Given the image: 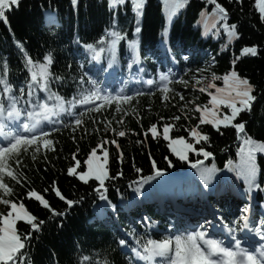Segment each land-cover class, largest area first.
Segmentation results:
<instances>
[{"label":"trees","instance_id":"1","mask_svg":"<svg viewBox=\"0 0 264 264\" xmlns=\"http://www.w3.org/2000/svg\"><path fill=\"white\" fill-rule=\"evenodd\" d=\"M216 3L228 14L217 21L215 11L218 9L208 0H184L176 12L171 10L173 14L169 17L163 0H143L139 11L132 0L115 6L110 0H21L18 8L6 12L7 24L0 20V77L7 79L10 85L25 84L28 79L25 62L29 58L39 65L46 63L45 58L52 53L50 72L63 77L54 83L60 84L67 100L71 99L75 90L68 84V78L81 73L80 63L87 68L92 63L89 53L83 50L79 53L77 39L88 43L106 38L116 40L118 44V52L112 54L111 59L109 54V63L118 64L120 69L117 82L125 89V94L133 96L131 102L120 103V111L115 102L98 104V110L97 105L77 108V113L85 112L81 125L76 126L68 117L64 124H70V127L57 125L58 131L54 132L50 127L44 129L50 132L54 151L41 145L35 158L34 150L30 148L22 152L19 164L15 160L9 161L16 178H5L12 193L4 194L0 189V198L23 203L26 211L43 221L37 230L26 221L16 222L15 229L21 239L30 238L15 264H103L104 261L128 264L117 238L135 244L144 236L168 237L164 228L176 217L160 212L156 195L140 206L139 200L147 193L148 184L141 195L136 191L133 193L134 182L141 176L153 174L152 161L155 160L156 166L165 173L178 175L174 191L181 192L184 197L180 201L182 206L186 204V194L201 198L203 185L197 169L171 153L168 141L162 136L165 123L173 125L169 133L171 138L184 137L197 149L203 146L213 153L211 158L189 153V159L193 162L199 159L204 167L216 170L209 189L214 207L220 213L218 217L230 222L233 215H239V209L249 205L242 187L248 188L246 173L253 165L255 180L260 185L259 189L253 188V192L257 201L264 202V152L257 151L253 161L240 152L245 147L244 138L264 144V14L259 10V0H216ZM225 24L235 27L225 28ZM137 28L141 31L136 32ZM113 33H118L119 37ZM252 47L257 49L255 55L243 54L245 48ZM138 54L141 55L139 60ZM172 54L179 65L174 64ZM183 55L189 59L182 60ZM127 63L132 67L129 72H124ZM168 69H172L174 75L165 100V93L161 91L163 85L147 87L144 81L150 78L158 81V72ZM233 70L254 86L253 95L257 99L232 125H221L217 130L211 124H201L200 129L209 140L196 143L188 132L190 127L199 124L201 113L196 107H211L210 96L197 86L210 79L219 88H224L222 78ZM213 76L220 79L213 80ZM193 83L197 86L193 87ZM2 86L0 84V89ZM137 91L142 94L135 95ZM89 108L92 110H87ZM230 112L223 105L219 115L222 118ZM238 123L245 124L244 132L233 126ZM152 124H157L160 133L155 139L151 134L144 136ZM123 132H126L125 137L117 135ZM112 140L120 147L113 145ZM92 149H97L101 158L104 149L109 152V158L105 153L102 169L105 175L107 164L110 176L105 181L107 191L104 195L107 196L104 200L100 199L103 188L100 192L94 191L99 187L94 178L84 183L75 175V168L71 169L74 175L68 173L70 167L76 166V161H79L77 172L87 171L86 161L95 156H89ZM168 160L172 161L171 166ZM137 168L142 171L137 173ZM187 171L194 175L190 183L183 176ZM57 187L60 191L55 193ZM30 192L42 204L47 205L48 201L51 209L61 215H54L35 198H29ZM156 192L165 195L162 186H157ZM61 194L65 200L58 197ZM67 199L77 203L69 206ZM198 200L199 209L209 214V209L201 199ZM167 206L171 208L173 204L168 202ZM10 211V205L0 203V213ZM18 215L22 213L18 212ZM2 220L0 216V228L3 227ZM84 257H89L91 262L85 261Z\"/></svg>","mask_w":264,"mask_h":264},{"label":"snow or ice","instance_id":"2","mask_svg":"<svg viewBox=\"0 0 264 264\" xmlns=\"http://www.w3.org/2000/svg\"><path fill=\"white\" fill-rule=\"evenodd\" d=\"M20 2L21 0H0V20H3L7 24L6 12L11 11L14 7L18 8ZM120 2L123 3L124 0H120ZM132 2L138 9L143 3V0H132ZM208 2L216 5L222 18L227 17V11L216 3V0H208ZM259 10L264 14V3L259 5ZM234 27L235 25L229 26L225 24V28ZM140 31V28L136 29V32ZM113 36L119 37V34L113 33ZM112 44L114 48L116 40H113ZM86 47L91 49L93 46L89 44ZM100 51L103 52L104 49L101 48ZM244 51L253 55L257 53V49L254 47L245 48ZM45 59L47 62L39 65L35 64L31 58L28 59V64L32 69L31 82H26L25 85L20 86L17 90L18 94L13 90V87L7 79L0 77V84L3 85V89L0 91V189L7 195H11L12 189L5 183V178H16V172L12 169L11 164H9L10 160H15V162L19 164V157L22 152H27L30 148L34 150L33 158H35V153L41 151V145L44 149L55 150L53 140L49 139L50 132L44 131L42 127L45 122H47L53 132L58 131L57 125L60 127H70V124H64L60 119L63 114H67L70 120L74 121L76 126H79L82 124L81 118L85 115V112L77 113L75 111L78 104L90 105L96 101H100L102 105H108L115 102L117 104V111H120L119 105L121 102H131L133 99L132 95L125 94L124 88H120L118 92L113 94L111 90L102 86V81L94 79L89 75L88 71H84V64H80L78 65L81 70L78 80V90L71 99L66 100L65 97L61 96L59 93L51 91V82L54 80H63V77H57L49 70L50 65L53 63L52 53H49ZM172 59L175 65H179V61L175 59L174 54H172ZM181 59L187 61L189 57L183 55ZM109 67H111V65H109ZM128 67L131 68L132 65ZM104 71H107V69ZM173 75L172 69L160 70L158 72V81L150 78L144 81V83L147 86L163 85L161 88V91L165 93L163 99L167 100V93L169 91L168 84L172 82ZM216 79L220 78L213 76V80ZM222 79L225 84L224 88H217L213 83L208 86V89L214 88L215 92L208 89H200V91H208V95L211 98V107H209V105H197L196 107V110L201 113L199 124L188 129L190 138L196 143L209 140V136L201 131V124H211L217 130H219L221 125H232L233 121L242 111L250 110L252 103L257 99V97L253 95L254 86L250 84L247 79L241 78L236 71H231L229 74L224 75ZM25 86L27 92H25ZM37 88L48 93L43 100L37 94ZM141 94L142 93L139 91L135 93L137 96ZM223 105H226L231 112L230 115L225 114L221 118L219 111ZM99 107L100 105H97V110ZM87 110L92 109L89 108ZM22 117V122L16 125L17 131L13 132L6 130L9 127V123L21 121ZM174 119L178 120L179 117H174ZM5 121H8V123ZM233 126L240 132H244L245 130L244 123H238ZM172 128V124L165 123L162 132L163 138L168 141V147L171 153L179 160L188 162L191 168L197 169L203 188L209 190L214 180L213 173L216 170L214 168L209 169L204 167L202 161L199 159L195 162L190 161L189 153H195L198 156L202 154L205 158L213 157V153L205 150L203 146L197 149L194 143L188 142L184 137L171 138L169 133ZM72 130L75 131V128ZM149 134H151L154 139L160 136L157 124L150 125L149 129L144 132L145 137ZM117 135L119 137H125L126 132L117 133ZM111 143L117 148L120 147L116 140H112ZM243 144L245 147L240 149L241 155L246 156L249 161L255 159V153L257 151L264 152V144H257L251 138H244ZM178 145H182V147H177ZM105 153H107V158H109L108 150L104 149L103 161L105 159ZM92 155L101 159V157L97 155V149H92L89 156ZM86 164L88 171L87 161ZM168 164L171 166L172 161L168 160ZM106 165L107 164H105L106 174L103 177L92 175L88 180H81L79 174L86 171L77 173L79 161H76L75 167H70L68 169V173L74 175L71 169L75 168V175H78V179L84 183H88L89 180L94 178L99 182V187L94 189V191L100 192V189L103 188L104 192H100V199L104 200L106 199L104 193L107 191L105 181L110 178ZM152 165L155 169L153 174L141 176L138 181L134 182L136 183V188L134 190L138 194L142 195L143 187L146 184L165 175V170L157 167L155 160L152 161ZM229 165H231V161H229ZM141 171L140 168L136 169L137 173ZM255 175L256 170L253 165L246 173L249 191L253 188H260V185L255 180ZM58 190L59 188L57 187L55 193ZM37 194L46 200L44 196L39 193ZM58 197L61 200H65L62 194ZM29 198H35L40 202L31 192L29 193ZM0 203L6 206L10 205L11 208V211L7 214L0 213V216L3 217V227L0 228V264H15L19 256L22 255L21 250L25 248L26 240L30 238L26 237L25 240L21 239V236L17 234L15 229L16 222L18 220L26 221L33 230H37L41 227L43 221H39L37 217L26 211L23 203L17 204L9 199L3 198H0ZM66 203L69 206H75L77 201L67 199ZM42 206L48 208L54 215H61V213L57 212L55 209H51L48 201L47 205L42 204ZM18 212L22 213V215H18ZM250 212L251 206L249 204L243 206L240 210V214L232 218L230 222H226L223 217H219L231 240L234 242L235 250L233 247L225 246L223 240L209 237V229L212 227V221L205 219L203 223L198 225L197 230L189 231L186 234H175L162 240L148 239L144 244H141L140 241L137 240V245L139 246L132 248L131 252L135 254L136 258L142 261H151L157 256H169L170 253H174L169 264H264V244H261L259 248L256 249V252H252L247 248L241 247L242 241L238 238V233L247 229L259 236L261 240H264V217L259 218L254 223L250 216ZM64 215H67V213ZM201 241L206 248L201 246ZM117 243L121 247L128 246L125 239H119ZM214 256H219L220 259H213ZM84 260L91 262L89 257H84ZM103 264H108V262L104 261Z\"/></svg>","mask_w":264,"mask_h":264},{"label":"rangeland","instance_id":"3","mask_svg":"<svg viewBox=\"0 0 264 264\" xmlns=\"http://www.w3.org/2000/svg\"><path fill=\"white\" fill-rule=\"evenodd\" d=\"M110 1H111V3L114 6L117 5L120 2V0H110ZM125 1L126 0H124V2ZM163 3H164L163 7H164L165 11L167 12V16L169 17L170 15H172L174 12L177 11L178 7L181 6L184 3V0H179V2H178V0H163ZM261 3H264V0H259V5ZM141 6H143V3L141 4ZM135 8H137L136 5H135ZM136 10L139 11L138 9H136ZM171 10H174L173 13H171ZM215 16H216V20L215 21L220 19L221 15L219 14L218 10L215 11ZM227 32H229L228 29H227ZM243 54L246 55V54H249V53H246L245 51H243ZM213 83L214 82H212V80L209 79V80L205 81L202 85H199L197 87L199 89H208V86L210 84H213ZM214 84L216 85V83H214ZM216 87L219 88V86H217V85H216ZM208 90H211V91L215 92L214 88L213 89H208ZM97 155L100 157V153H97ZM102 169H103V159L102 158L99 159L98 157L94 156L88 162V171H86V172L78 171L77 173L83 172V173H81L79 175H80V177L82 179L87 180L92 175H97L99 177H103L104 174L102 173ZM177 178H178V175L175 174V173L165 174L164 176L157 178V180L152 181L149 185H151V187L154 188V189L158 185H164L167 188V192H168V190L171 191L174 188V184H175V181H176ZM190 178H192L191 174L190 173H185V179L187 181L191 182Z\"/></svg>","mask_w":264,"mask_h":264}]
</instances>
